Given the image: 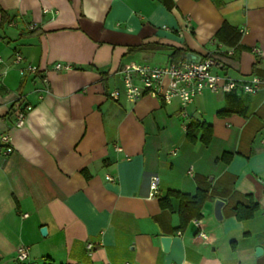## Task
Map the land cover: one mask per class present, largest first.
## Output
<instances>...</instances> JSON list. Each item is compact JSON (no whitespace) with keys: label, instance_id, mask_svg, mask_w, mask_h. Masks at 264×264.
I'll return each instance as SVG.
<instances>
[{"label":"crops","instance_id":"0c3cea01","mask_svg":"<svg viewBox=\"0 0 264 264\" xmlns=\"http://www.w3.org/2000/svg\"><path fill=\"white\" fill-rule=\"evenodd\" d=\"M223 23L240 32L242 50L234 68L215 62L212 73L264 81V0H0V137L12 148L0 142V264H19L21 246L24 264H264V86L235 91L244 113L222 115L225 93L186 107L149 95L129 102L120 74L185 63L170 57L175 49L200 61L231 56L214 41ZM191 121L211 126L207 145L187 138ZM199 188L210 199L181 228L178 200L162 209L159 198ZM249 197L256 212L237 220L232 207Z\"/></svg>","mask_w":264,"mask_h":264},{"label":"built area","instance_id":"2783aa9c","mask_svg":"<svg viewBox=\"0 0 264 264\" xmlns=\"http://www.w3.org/2000/svg\"><path fill=\"white\" fill-rule=\"evenodd\" d=\"M30 29H33V27H30ZM231 54L232 51H229L228 55ZM20 60V56L16 55L15 63H19ZM215 66L218 65L211 58H206L194 64L182 62L163 67L131 65L120 72L125 98L129 102L134 103L141 97L149 95L165 103L178 100L182 107H186L205 91L228 94L239 90L244 94L255 95L264 86V81L257 77L239 81L228 76H218L212 73V68ZM54 68L56 70H69L71 66L56 63ZM27 71L35 73L37 69L27 67ZM44 82L46 83L45 79ZM108 97L112 100H117L119 92L112 91L108 93ZM30 109L29 106H24L18 110L15 116V127L19 128L23 125ZM0 142L6 147V154L12 152L10 147L11 138L8 135H2ZM188 174L191 175V172H188ZM107 179L112 180L110 177H107ZM158 192L159 178L155 176L149 182V196L152 198L156 197ZM193 223L196 224L197 221L193 220ZM199 235L205 238L204 234L199 233ZM27 258L28 248L19 247L16 251V261L19 264H24Z\"/></svg>","mask_w":264,"mask_h":264},{"label":"trees","instance_id":"16d2710c","mask_svg":"<svg viewBox=\"0 0 264 264\" xmlns=\"http://www.w3.org/2000/svg\"><path fill=\"white\" fill-rule=\"evenodd\" d=\"M240 36L241 34L236 28L231 27L227 23H223L214 34V41L233 49V54L227 56L226 53H211L207 58H211L216 63H223L227 68H234L242 50L239 45ZM141 48L143 47H138V49ZM181 54L182 52L175 49L172 50L170 57L174 58V61H179ZM238 102L239 98L234 92L226 94V108L221 112L222 115H229L234 112L244 113V109L235 108ZM211 134V126L204 122L191 121L186 126V136L191 141H194L200 135L201 142L207 145L210 141ZM170 198H175L179 202L178 215L182 228L188 222L201 218V209L204 203L210 199V196L207 190L200 188L194 196L182 194L177 191H169L165 197L159 198V204L162 209L170 208ZM231 210L237 220H248L253 217L257 210V205L249 197L246 203H236Z\"/></svg>","mask_w":264,"mask_h":264},{"label":"water","instance_id":"95a60500","mask_svg":"<svg viewBox=\"0 0 264 264\" xmlns=\"http://www.w3.org/2000/svg\"><path fill=\"white\" fill-rule=\"evenodd\" d=\"M181 61H184L186 64H194V63H198L200 61V56L195 54V53H182L181 57H180ZM224 206V202L216 199L214 200V208H213V215L214 218L217 222H220L222 220V214H221V209ZM42 236H45L46 234V229L42 228L40 230ZM170 243H171V238L170 237H166V236H162L160 237V244L162 247L163 252L167 253L170 247ZM262 253V249L261 248H256L255 249V256L259 257Z\"/></svg>","mask_w":264,"mask_h":264}]
</instances>
